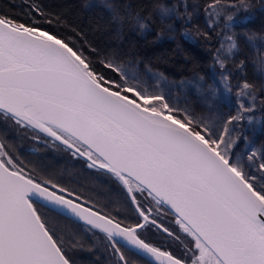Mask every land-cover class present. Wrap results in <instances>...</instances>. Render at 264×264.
Here are the masks:
<instances>
[{"label": "snow or ice", "instance_id": "obj_1", "mask_svg": "<svg viewBox=\"0 0 264 264\" xmlns=\"http://www.w3.org/2000/svg\"><path fill=\"white\" fill-rule=\"evenodd\" d=\"M221 3L212 0L209 15L220 16ZM31 11L45 15L39 6ZM235 47L233 42L229 51ZM101 63L124 83L99 74L74 46L35 20L25 23L0 12V116L109 175L140 218L127 225L106 206L34 175L0 142V264H72L63 234L49 226L45 211L104 234L116 264H129L120 241L157 264H264V157L257 162L251 152L247 170L232 159L237 138L231 126L252 109L241 104L235 115L210 125L164 95L129 84L115 61ZM145 204L172 216L187 240L183 258L142 237L140 230L155 225L180 238Z\"/></svg>", "mask_w": 264, "mask_h": 264}, {"label": "trees", "instance_id": "obj_2", "mask_svg": "<svg viewBox=\"0 0 264 264\" xmlns=\"http://www.w3.org/2000/svg\"><path fill=\"white\" fill-rule=\"evenodd\" d=\"M164 0H117L118 15L123 18V11L148 19L154 18L155 8ZM184 3L209 4L212 0H176ZM33 6H39L45 15H36L31 11ZM0 12L25 23L32 20L37 25L58 37L75 41L92 63L95 70L106 77L107 69L101 63L104 56L117 55L124 45L129 52L141 57L145 66L163 63L167 67L164 73L171 78L176 72L186 76L190 72H204L212 64L217 50L215 42L197 41L196 46L184 43L178 53L172 41L156 37L162 27L158 22H150L152 33L139 39L130 32L125 20L119 24L117 32L109 15L100 10H84V0H0ZM118 18V19H119ZM45 19L51 21L46 23ZM73 46V45H72ZM128 53V52H127ZM179 55H178V54ZM236 75V74H235ZM237 76V75H236ZM21 129L5 122L0 116V142L13 150V154L31 170L34 175L47 177L63 186L69 187L100 206H106L105 211L125 218L127 225L134 224L140 218L135 208L130 204L127 193L122 186L109 175L96 169H89L81 158H74L62 145L54 142V147L39 146L34 153L30 151L29 141L21 133ZM58 145V146H57ZM156 215L155 210L145 208ZM158 213L161 216L163 213ZM165 213V212H164ZM167 214V213H166ZM50 227L57 230L58 236L63 234L65 251L72 264H115L112 242L99 232L86 231V226L67 219L61 215L45 211ZM166 219L156 218L157 222L170 231L176 232L180 238L169 237L154 225H148L140 230L142 237L164 251L176 257L183 258L187 240L175 225L171 215ZM142 222V220H141ZM73 242L79 246L73 247ZM121 250L129 258V264H150L135 253L121 246Z\"/></svg>", "mask_w": 264, "mask_h": 264}, {"label": "rangeland", "instance_id": "obj_3", "mask_svg": "<svg viewBox=\"0 0 264 264\" xmlns=\"http://www.w3.org/2000/svg\"><path fill=\"white\" fill-rule=\"evenodd\" d=\"M207 5L164 0L151 18L162 27L156 37L172 41L178 53L187 42L193 45L197 41L216 43L213 62L204 72L194 71L186 76L176 72L169 78L164 73L167 70L165 64L144 67L141 57L129 52L130 45L128 49L123 45L117 55L104 56L103 61L112 60L120 65L129 84L141 91L147 90L149 94L164 95L174 106L188 111L193 117L203 118L210 125H219L235 115L241 104L250 107L252 111L242 113L244 119L231 126L234 128L231 135L237 138L232 159L235 162L239 158L247 170L251 152L257 153V162L264 157V0H222L217 5L222 9L220 16L209 15L213 10ZM84 10L103 11L112 19L117 32L120 22L125 20L131 34L139 39L152 33L151 20L126 11L120 19L117 0H84ZM162 10H166V14ZM229 16L232 20H228ZM140 24L145 27L141 28ZM69 41L87 57L75 41ZM233 42L236 47L229 51ZM107 71L109 79L124 83L109 69ZM244 83L251 87L243 89ZM240 91L244 95L238 97Z\"/></svg>", "mask_w": 264, "mask_h": 264}, {"label": "flooded vegetation", "instance_id": "obj_4", "mask_svg": "<svg viewBox=\"0 0 264 264\" xmlns=\"http://www.w3.org/2000/svg\"><path fill=\"white\" fill-rule=\"evenodd\" d=\"M21 130H22L21 133L26 137L27 141L30 142L29 143V145H30L29 150L30 151L37 152V150H35V148L39 147V146H46V147H51V148L54 147L53 146L54 142H51V141L46 142L47 138H41V139L37 140V139L33 138V134L31 131H26L24 129H21ZM145 208H151V209L155 210L153 207H149L148 204H145ZM162 213L163 214L161 216H159V214L156 213L155 218H158V216H159V219H163V220L166 219L165 216H168V215L164 212H162ZM166 220H170V219H166ZM114 263L116 264V257H114ZM138 264H140V263H138Z\"/></svg>", "mask_w": 264, "mask_h": 264}, {"label": "water", "instance_id": "obj_5", "mask_svg": "<svg viewBox=\"0 0 264 264\" xmlns=\"http://www.w3.org/2000/svg\"><path fill=\"white\" fill-rule=\"evenodd\" d=\"M58 143V142H57ZM63 146V145H62ZM32 153H34V152H32ZM82 159V158H81ZM62 216V215H61ZM63 217H65V218H67V219H70V220H72V221H74V222H77V223H79V224H81V225H83V226H86V225H84L83 224V222H79V221H75L74 219H71V218H68V217H66V216H63ZM86 227H88V226H86ZM154 227H155V225H154ZM156 228V227H155ZM157 229V228H156ZM159 230V229H158ZM160 231V230H159ZM160 232H162V231H160ZM163 234H165V235H167V233L166 232H162ZM102 234V233H101ZM104 235V234H103ZM105 236V235H104ZM168 236V235H167ZM119 244H120V246H122V247H124V248H126L125 246H124V242L123 241H120L119 242ZM127 249V248H126ZM131 252H133V253H135L134 251H131ZM136 254V253H135ZM136 255H138V254H136ZM139 257H141V258H143L144 260H146L148 263H150V264H157V262L154 260V258H152V257H149V256H147V255H138Z\"/></svg>", "mask_w": 264, "mask_h": 264}]
</instances>
